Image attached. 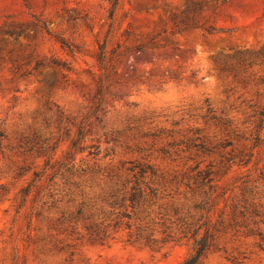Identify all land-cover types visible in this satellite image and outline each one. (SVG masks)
<instances>
[{
	"label": "rangeland",
	"instance_id": "rangeland-1",
	"mask_svg": "<svg viewBox=\"0 0 264 264\" xmlns=\"http://www.w3.org/2000/svg\"><path fill=\"white\" fill-rule=\"evenodd\" d=\"M0 133V264H181L203 197L118 218L133 161L209 168L199 264H264V0H0Z\"/></svg>",
	"mask_w": 264,
	"mask_h": 264
},
{
	"label": "trees",
	"instance_id": "trees-1",
	"mask_svg": "<svg viewBox=\"0 0 264 264\" xmlns=\"http://www.w3.org/2000/svg\"><path fill=\"white\" fill-rule=\"evenodd\" d=\"M100 54L98 57L99 62L102 61V46L99 47ZM41 62L37 63V66H40ZM101 88H102V80L99 77L97 81V89L96 94L93 97L92 106L90 109V115H94L97 111L100 100H101ZM84 136V126H81L77 130L76 139L72 140L70 143V148L65 155V159H69L71 161L74 160L75 155L77 153H82L84 151L83 147H77L78 141L83 139ZM3 138V134L0 133V140ZM190 147V146H189ZM201 148L208 147L205 145H201ZM48 165V162L45 163V166ZM61 169L65 170L68 174H73V169L70 166H61L60 169H56L55 173L59 172ZM126 174L125 180L122 183V188L120 190V194L118 197H115V193L111 196H114L115 199L111 202L113 207L123 208L118 215V218H126L128 220L131 219V213L135 217V219L140 220L141 216L146 215V207L152 205L156 199H159V195L161 194V189L167 183H174L183 185L185 188L189 189L192 194H200L203 199L194 204V208L197 209L200 214L199 217L193 223H183V228L181 233L184 237L187 235H191L194 237L193 247L191 253L188 257L183 260L181 264H199L201 258L206 253L208 249H210V226L208 216H205V212L208 211L207 206L209 204L206 197L213 190L212 185V171L209 168L198 169V166H195L191 169L193 172L191 175H187L184 179L180 181L176 179V177H168L167 174L160 172L154 165L147 162H138L133 161L130 163L128 167L124 169ZM84 170H79L78 174H84ZM34 177L37 178L38 174L35 173ZM23 194L29 193V186L22 189ZM40 194V190L35 192L34 199L37 200ZM129 209V212L127 210ZM176 212V210H175ZM81 216V210L78 209L76 212V217L79 218ZM183 222V219H179ZM118 224V221L115 225ZM126 227H129L128 222L126 223ZM91 225H86L85 229L90 231ZM203 229V234L198 237L199 230ZM165 231H163L164 233ZM150 235L146 236L147 241L150 240Z\"/></svg>",
	"mask_w": 264,
	"mask_h": 264
}]
</instances>
